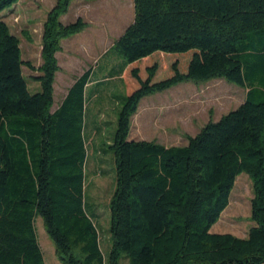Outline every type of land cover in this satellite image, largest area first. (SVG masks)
Here are the masks:
<instances>
[{
	"label": "trees",
	"instance_id": "trees-1",
	"mask_svg": "<svg viewBox=\"0 0 264 264\" xmlns=\"http://www.w3.org/2000/svg\"><path fill=\"white\" fill-rule=\"evenodd\" d=\"M18 1L0 0V14ZM71 2L55 0L48 13L34 94L22 70L34 67L0 15V264H44L38 217L60 264H264V0H133V21L111 48L124 59L115 76L125 95L106 147L115 166L107 257L85 196L93 68L51 111L60 41L86 27L59 21ZM217 79L245 88L244 101L185 146L129 139L144 98ZM241 174L253 184L254 226L245 238L210 233Z\"/></svg>",
	"mask_w": 264,
	"mask_h": 264
},
{
	"label": "rangeland",
	"instance_id": "rangeland-1",
	"mask_svg": "<svg viewBox=\"0 0 264 264\" xmlns=\"http://www.w3.org/2000/svg\"><path fill=\"white\" fill-rule=\"evenodd\" d=\"M54 5L55 0H19L0 14L10 33L19 39L22 60L34 67V70L26 66L22 68L31 94L40 91V85L33 77L38 75L36 69L42 63L43 26ZM133 17V0H72L68 12L59 21L68 25L80 18L86 27L80 33L60 41L59 50L55 54L58 71L53 85L51 111L58 108L68 87L83 71L93 68V80L99 78L108 67L112 69V75L118 74L124 59L111 48L131 24ZM109 50L111 51L106 55H100ZM106 73H102L103 78ZM97 87V103H90L89 110L91 113L94 109V112L98 110L97 120L102 125L100 124L101 131L95 135L91 125L86 127L87 135H90L87 142L85 196L87 203L93 206L97 214L100 249L102 255L107 257L111 247L107 232L108 204L115 187V166L114 157L106 147L113 139L116 118L125 93L119 79ZM97 87L88 89V97H91V90ZM245 93L246 89L241 85L218 79L201 84H179L140 102L136 115L131 119L129 136L135 141L155 142L165 147L185 146L186 136L194 137L209 120L216 122L239 107L244 101ZM86 122L90 123L89 117ZM102 148L104 151H100ZM252 199L253 184L246 174H241L234 182L228 206L211 227L210 233L245 238L249 229L254 226L251 222ZM35 231L44 264H60L54 245L39 217L35 220ZM119 264H128L127 258L122 256Z\"/></svg>",
	"mask_w": 264,
	"mask_h": 264
},
{
	"label": "crops",
	"instance_id": "crops-1",
	"mask_svg": "<svg viewBox=\"0 0 264 264\" xmlns=\"http://www.w3.org/2000/svg\"><path fill=\"white\" fill-rule=\"evenodd\" d=\"M73 39V38H72ZM106 54V51H103L102 52V54H100V55H105ZM99 55V56H100ZM101 56V57H102ZM98 59V58H97ZM97 59H96V61H97ZM100 60V59H99ZM109 68V67H108ZM106 69L105 71L107 72L106 74H105V78H103V76H102V73H104V72H102L100 75H99V78H97L96 80H93V76H94V74H95V71H94V73H93V75H92V77H91V79H90V82L88 83V85L86 86V90H85V94H86V113H87V117H89V122L90 123H88V125H91V126H94V127H96V126H100V120L98 119L97 120V118H98V116H97V114H96V112L98 111V110H96V112H94L95 111V109H94V111L92 110V113H91V110H89V105H90V103H92L93 101H94V104H96L97 103V100H98V94H99V88L97 87V86H99V85H101V84H103V83H107V82H109V81H111V80H115V79H119V80H121V77L119 76V75H114V76H111L110 75V72H111V70L112 69ZM90 69V68H89ZM89 69H87V70H89ZM92 69V68H91ZM87 70H85V71H87ZM85 71H83L82 72V74L85 72ZM82 74H80L79 76H81ZM56 75H57V73H56ZM56 75H55V78H56ZM78 76V77H79ZM102 76V77H101ZM77 77V78H78ZM77 78H75L74 80H73V82L71 83V85L68 87V89H67V91H66V93H65V95H64V97L62 98V101H63V99L65 98V96H66V94H67V92H68V90H69V88L72 86V84L74 83V81L77 79ZM55 81V80H54ZM93 86H96L97 88H95V89H93V90H91V97H88V93H89V91H88V89L89 88H91V87H93ZM61 101V102H62ZM61 104V103H60ZM59 107V106H58ZM57 109V108H56ZM55 109V110H56ZM102 125V124H101ZM92 130V129H91ZM93 134L95 135L96 133H94L93 132ZM91 138V137H90ZM129 139L130 140H133V139H131L130 138V136H129ZM89 140H91V139H89ZM133 141H135V140H133ZM186 144H187V142H186Z\"/></svg>",
	"mask_w": 264,
	"mask_h": 264
}]
</instances>
